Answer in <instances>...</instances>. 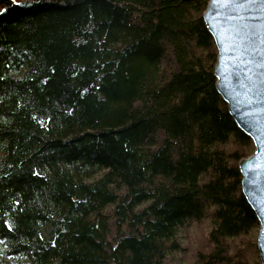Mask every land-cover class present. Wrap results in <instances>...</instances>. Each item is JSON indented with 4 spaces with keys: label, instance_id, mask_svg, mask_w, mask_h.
<instances>
[{
    "label": "trees",
    "instance_id": "obj_1",
    "mask_svg": "<svg viewBox=\"0 0 264 264\" xmlns=\"http://www.w3.org/2000/svg\"><path fill=\"white\" fill-rule=\"evenodd\" d=\"M207 2L0 0V264H253Z\"/></svg>",
    "mask_w": 264,
    "mask_h": 264
},
{
    "label": "water",
    "instance_id": "obj_2",
    "mask_svg": "<svg viewBox=\"0 0 264 264\" xmlns=\"http://www.w3.org/2000/svg\"><path fill=\"white\" fill-rule=\"evenodd\" d=\"M203 19L217 48L216 89L254 145L238 165L242 193L259 222L264 264V0H208Z\"/></svg>",
    "mask_w": 264,
    "mask_h": 264
},
{
    "label": "rangeland",
    "instance_id": "obj_3",
    "mask_svg": "<svg viewBox=\"0 0 264 264\" xmlns=\"http://www.w3.org/2000/svg\"><path fill=\"white\" fill-rule=\"evenodd\" d=\"M258 227H255L247 237L252 242H256V244H257V236H258V229H259ZM210 229H211V223L209 219H205L200 223H193L187 227L180 228L179 238L181 240L183 249L180 252L174 253L173 255L174 263L176 264L192 263L195 250L197 249L198 246H200L201 242L204 241ZM241 240H242V237L235 238L236 243H240ZM256 254L257 256L255 255V260L252 259V263L261 264L260 258H259V252Z\"/></svg>",
    "mask_w": 264,
    "mask_h": 264
},
{
    "label": "bare ground",
    "instance_id": "obj_4",
    "mask_svg": "<svg viewBox=\"0 0 264 264\" xmlns=\"http://www.w3.org/2000/svg\"><path fill=\"white\" fill-rule=\"evenodd\" d=\"M247 156H248V155H247ZM244 157H246V156H244ZM242 158H243V157H242ZM242 158H241V159H242ZM241 159H240V160H241ZM240 160H239V161H240ZM239 161H238V164H239ZM238 169H239V165H238ZM239 172H240V170H239ZM240 174H241V172H240ZM241 179H242V174H241Z\"/></svg>",
    "mask_w": 264,
    "mask_h": 264
}]
</instances>
